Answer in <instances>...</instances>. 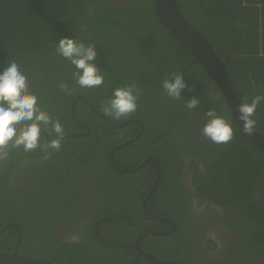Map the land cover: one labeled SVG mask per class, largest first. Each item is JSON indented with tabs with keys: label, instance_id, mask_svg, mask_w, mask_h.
<instances>
[{
	"label": "trees",
	"instance_id": "obj_1",
	"mask_svg": "<svg viewBox=\"0 0 264 264\" xmlns=\"http://www.w3.org/2000/svg\"><path fill=\"white\" fill-rule=\"evenodd\" d=\"M262 1L178 0V4L186 19L214 44L231 74L249 124L264 133ZM120 7L112 0H0V113L3 112L8 122L14 121L15 136L29 126L35 127L28 107L34 108L33 114L40 124L46 126L52 123L51 126H54L59 121L63 124L65 118L72 119L71 104L76 94L83 93L91 99L95 89L101 87L98 103L104 108L103 111L109 112L110 106L111 117L134 115L150 123L149 128L154 131H147L150 140L149 146H145L146 150L159 158L163 169H181L185 159L177 158L175 146L189 150L190 145L185 143L183 135L190 125L201 119L198 113L203 112L206 118L202 129V135L206 133L203 136L205 144L200 146L198 153L203 149V153L208 155L212 152L219 155L218 163L212 168L217 167V175L213 177L211 172L210 175L217 180L222 191L232 196L222 197L220 191L223 198L221 202L234 205L236 200L241 206L238 210L244 208L253 214L251 218H255L254 229L247 217L242 218L241 224L246 226L249 233L239 239L245 249L252 250L251 253H241L232 247L231 258L217 264H251L249 260L255 252L264 259V222L256 197L264 177V149L251 144L239 134L223 94L201 64L193 60L190 49L159 20L154 10V0H122ZM260 11H263V15ZM92 45L96 49L91 50ZM104 48L108 51H104ZM104 53L110 57H104ZM245 54L255 56V60H249ZM164 59L172 62H168V67L163 71L156 72L154 69V72V65L149 63L155 60L163 62ZM184 68L186 71H183ZM160 74L177 77L174 87L179 81L183 82L182 86L169 91L162 101L148 106L145 95L151 93L156 97L162 93L157 88L163 89V93L167 90L166 84L148 83L152 79L160 81L157 77ZM44 76L50 78L51 87L40 86L39 81ZM83 100L84 97H79L80 102L76 106L79 107ZM57 102L63 107L64 118L55 117V114L60 113ZM91 109L87 105L84 112L81 107L76 112L83 116L86 123L95 125L99 122V116ZM92 117L96 120H91ZM209 118L216 128H210ZM7 125L9 123H0L2 149L8 140L11 144H19L2 130ZM211 131L214 134L208 136ZM234 137H238L241 143L230 140ZM170 139H173V143H170ZM80 140L79 137H72L65 142L67 148L64 153L70 158L71 167L76 169L91 162L90 153L83 155V151L79 152L82 146ZM92 142L90 140V144ZM72 143L77 145L73 146ZM244 144H247L248 149L244 148ZM91 149L96 151V147ZM128 149L122 148L123 152H128ZM0 174L6 176L1 169ZM210 180L207 190L211 184L213 187L216 185L214 180ZM4 181L0 180V188L8 189L9 192L8 183ZM57 182H65L61 174ZM162 182L166 180L162 179L157 193L165 195L168 190L161 188ZM72 184L78 188L74 181ZM53 186L48 187L50 191L53 189L52 194L57 189ZM114 193L112 190L107 193L111 196L109 202L96 212L99 225L107 216L120 217L118 220L109 219L106 238L91 233L89 240L86 238L79 244L66 243L53 251L45 244L39 245L38 241L44 235L36 228L33 230L31 225L43 219L39 212L36 215L31 210L34 201H45L44 196L32 198L18 195L19 198L12 204L0 196V210H6L5 214L0 211V229L11 220L18 221L22 229L19 253L28 256L48 258L61 264H139L145 257L137 250L134 241L148 225L139 220L148 221L147 213L140 200L121 205L119 203L123 194L118 193L113 199ZM50 200L56 204L54 209L57 216H62L63 205L55 198ZM158 206L174 210V217L181 228L186 219L175 212L167 197L163 196ZM96 220L91 222L94 228ZM47 221L51 225V219L47 218ZM18 236L19 228L16 225L0 231V251H12ZM175 238L176 235L145 234L140 238V246L160 259L205 264L188 253L191 251L188 236L180 234ZM92 242L96 245L91 246ZM28 243L32 247H28ZM96 246L94 250L92 247ZM115 252L119 255L111 256Z\"/></svg>",
	"mask_w": 264,
	"mask_h": 264
},
{
	"label": "flooded vegetation",
	"instance_id": "obj_2",
	"mask_svg": "<svg viewBox=\"0 0 264 264\" xmlns=\"http://www.w3.org/2000/svg\"><path fill=\"white\" fill-rule=\"evenodd\" d=\"M112 3L121 8L122 0H112ZM90 8L93 9V6H90ZM94 49L96 48L92 45L91 50ZM103 50L106 51L107 48ZM104 57L108 58L110 56L104 53ZM168 62L172 61L168 59H164L163 62L155 60L149 64L154 65L152 70L155 72L154 69H156L157 72L166 69ZM183 71H186V68ZM157 77L160 78V81L152 79L148 83L154 85L166 84L167 90L163 93V89L157 88L156 90L159 89L162 93L156 97L151 93L145 95L148 106L152 105L153 102L162 101L163 98L167 97L169 91H172V89L178 90L179 86H182L181 83H183L179 81L180 83L177 82V86L174 87V80L177 77L175 78V76L169 74H160ZM49 80L48 76H44L39 81L40 86L51 87L52 83ZM5 83H8L7 79ZM100 88L95 89L96 92L93 93L91 99L83 93L76 94L72 98L71 104L72 119L65 118L63 124L60 121L56 122L54 126H51L52 123H48L46 126L40 124L33 114L32 109L34 108L28 107L35 127L29 126L16 136L13 133L14 121L8 122L3 112L0 113V123H9L2 130L9 138L14 137L13 139L19 143L11 144L8 140L2 145L4 149L0 148V169L3 174H6L5 177L0 174V180H5L9 188V192H7L8 189L0 188V196L10 200V204L16 201V198H19L18 195L32 198L45 197L44 202L42 200L34 201V208L31 210L36 215L39 212L40 217L43 219L39 223L35 222L31 225L33 230L36 228L44 235L38 241L39 245L41 243L45 244L53 251L60 249L66 243H81L84 240V230L89 224L91 225L92 221L97 219L96 212H98V209L109 202L111 196L109 197L107 193L112 190L115 192L112 195L113 199H115L116 194L122 193L123 195L126 194L128 203L136 199L141 201L144 211L147 213L148 221L142 218L139 220L146 222L148 225L138 235L145 229L152 228L164 233L167 232L165 236L176 235L175 239L180 234L188 236L191 240V251L188 253L194 259L196 258L205 264L225 262L231 258L232 247L241 253H251L252 250L245 249L246 247L241 245L239 239L241 240L249 233L246 226L241 224L243 217H247L252 229H254L255 218H251L253 214L244 208H242V211L238 210L235 204L222 203L223 198L219 194L221 186L218 185L215 178L209 176V169L212 170L214 163H218L219 155L214 152L208 155L203 153V149L201 153H198L200 146L205 144L203 138L200 137V127L203 119L200 123L190 125L188 131L183 135L185 143H188L191 149L190 146H188L189 150H183L175 146L178 152L177 158L185 159L181 169L178 167L163 169L159 158L145 148L150 140L147 131H154L153 128H149L150 123H146L144 120L134 117V115L120 114L111 117L109 115L112 111L111 107L109 106V112L103 111L104 108L98 103V100L101 99L98 93ZM40 92L44 91L41 90ZM79 97H84V100L81 101L82 103L78 107L76 105L80 102ZM85 102L86 104H84ZM13 105L12 103L11 106ZM57 105L60 104L57 102ZM87 105L88 107L91 106V110L99 116L97 119L99 122L95 125L90 122L86 123L83 116L76 112V109L80 107L84 112ZM152 107L150 108L152 109ZM62 109L63 107L59 106L60 113L55 114V117H65ZM158 111H160V108H158ZM198 114L201 118V112ZM91 120L96 119L92 117ZM46 121L48 122V118H46ZM28 132L31 133L27 134ZM72 137L81 138L82 146L79 152L83 151L81 152L83 155L90 153L89 157H91V162L83 164L79 169L71 167L70 158L64 153L67 148L65 142ZM90 140L93 141L92 144H90ZM170 143H173V139H170ZM72 145L77 144L72 143ZM90 147H96V151L93 152ZM124 147H129L128 152H123L122 148ZM81 159L86 161L85 157ZM185 162L189 166H186ZM50 163L55 165H48ZM110 168H113V171ZM198 171L199 173H197ZM191 172L194 174L193 179L188 178L186 175V173ZM60 174L65 181L64 183L57 182ZM163 178L166 182H162L161 188H164V191L168 190V193L160 195L157 191ZM210 179L216 183L214 187L211 184L207 191L196 188V184L200 181L207 186L208 183H211ZM73 181L78 184V188L72 184ZM49 185H54V189L57 187L54 194H52L53 189L49 190ZM180 186H184V189ZM262 192H264V177L262 186L258 187L256 195L262 211V221L264 222V204H262L264 197L262 200ZM102 195L104 196V202H101ZM163 196L171 202L176 213H180L187 219L186 221L190 222L186 231L182 229V226L180 228L174 217V210L158 206ZM52 198L57 199L63 205V210L61 206V211H64L62 216H57L54 209L56 204L50 200ZM20 204L18 203V205ZM46 208L50 210L47 211ZM197 208L200 211H196ZM0 211L3 214L6 212V210ZM245 213L248 215L246 216ZM162 214L166 215L171 221L161 217ZM47 218L51 219V225H49ZM110 218L120 219L119 216L113 215L105 217L104 220L108 222ZM97 222H99V219L94 223ZM12 223L19 225L18 221L11 220L0 231H3L7 225L8 227L15 225ZM109 224L110 221L104 226L97 223L96 234L101 238H106ZM52 232L53 236L50 237ZM75 238L78 239V242L72 241ZM16 244L17 242L13 246V250H15ZM27 245L32 247L30 243ZM20 246L21 243L18 247V253ZM8 247H12V245H8ZM145 260L144 258L141 262ZM184 262L190 264V262ZM249 262L251 264H264V259L255 252Z\"/></svg>",
	"mask_w": 264,
	"mask_h": 264
},
{
	"label": "water",
	"instance_id": "obj_3",
	"mask_svg": "<svg viewBox=\"0 0 264 264\" xmlns=\"http://www.w3.org/2000/svg\"><path fill=\"white\" fill-rule=\"evenodd\" d=\"M154 10L163 25L190 49L193 54V60L201 64L206 74L216 83L231 110L232 121L239 134L248 142L264 149V133L257 131L249 124L231 74L227 70L214 44L186 19L180 9L178 0H154ZM165 219L169 220L167 217ZM12 224L17 225L19 228L16 248L10 252L0 251V264H61L48 258L18 253L22 230L17 223ZM147 233L167 234V232L164 233L147 228L136 237L134 244L146 259L139 264H188L178 259H160L152 252L143 249L140 246V238L143 234Z\"/></svg>",
	"mask_w": 264,
	"mask_h": 264
},
{
	"label": "rangeland",
	"instance_id": "obj_4",
	"mask_svg": "<svg viewBox=\"0 0 264 264\" xmlns=\"http://www.w3.org/2000/svg\"><path fill=\"white\" fill-rule=\"evenodd\" d=\"M262 3L264 4V1H262ZM261 25H262V23H261ZM214 96L215 97H217L218 95H217V93H215L214 94ZM214 96H212V99L214 100ZM202 119H203V122L201 123V127H200V137H202L203 138V136L205 137V135H206V133L204 134V135H202L203 134V132H202V129H203V126H204V124H205V122H206V118H205V114L202 112L201 113V120H199L198 121V123H200L201 121H202ZM208 125L210 126V128L211 127H217L215 124H214V122L212 121L211 122V120H210V118H209V121H208ZM228 126H229V124H228ZM213 135L214 134V131H211L209 134H207L208 136H210V135ZM193 137H195V136H193ZM233 139V141L234 142H236L237 141V143L238 142H240L241 143V140L237 137V138H230V140H232ZM203 140H204V138H203ZM189 142V141H188ZM247 147V144H244V148L245 149H248V148H246ZM218 160H219V157H218V159H217V162H218ZM215 164V166H216V163H214ZM246 164H247V166L249 167L250 165H249V163L248 162H246ZM185 165L186 166H189V164H187L186 162H185ZM110 170H112L113 171V168H110ZM216 171H217V167L215 168V169H213L212 171H211V169H209V172H211V175L213 176V177H216V175H217V173H216ZM197 173H199V171L197 172ZM186 175H187V177L188 178H191V179H193L194 178V174L191 172V173H186ZM209 176H210V173H209ZM121 177V176H120ZM251 182V181H250ZM198 186V187H197ZM180 188H182V189H184V186L183 187H181L180 186ZM196 188H198L199 190H206L207 191V188H206V186H205V184L202 182V181H200L198 184H196ZM121 194V193H120ZM221 195H222V197H229V198H232V196H229V195H227L226 194V192L225 191H222V189H221ZM263 195H264V192H262L261 193V196H262V199H263ZM107 198H108V196H107ZM101 202H104V196L102 195V197H101ZM128 201L126 200V194L125 195H122L121 196V198H120V203L119 204H124V203H127ZM235 207L236 208H238V209H240V205H238L237 204V202H236V200H235ZM196 211H200V209L199 208H197V210ZM161 217H163V218H165V217H167L166 215H161ZM253 219V218H252ZM187 220V219H186ZM183 221L182 222V229L183 230H185L186 231V229H187V227H188V224L190 223V222H188V221ZM109 223V220H108V222L107 221H105V220H103L101 223H100V226H104V225H106V224H108ZM96 227H97V225H96ZM84 233H85V235H84V239H88L89 240V236L91 235V233H94V235L96 234V228H94L92 225H88V227L84 230ZM73 242H78V239H73L72 240ZM97 242H98V239H97ZM93 243V242H92ZM100 243V242H99ZM95 246L96 244H91V246ZM92 248H94V250L95 249H97V246L96 247H92ZM113 250L114 248H110V250ZM255 254V253H254ZM254 254H252V256H254ZM119 254L118 253H116L115 252V254H111V256H114V257H117ZM251 256V257H252Z\"/></svg>",
	"mask_w": 264,
	"mask_h": 264
},
{
	"label": "crops",
	"instance_id": "obj_5",
	"mask_svg": "<svg viewBox=\"0 0 264 264\" xmlns=\"http://www.w3.org/2000/svg\"><path fill=\"white\" fill-rule=\"evenodd\" d=\"M260 14L263 15V11H262V12L260 11ZM260 48H262V47H260ZM261 52H262V51H261ZM245 56H246L249 60H251V61H252V59L255 60V56L251 57V56H247L246 54H245ZM263 66H264V65H263Z\"/></svg>",
	"mask_w": 264,
	"mask_h": 264
}]
</instances>
